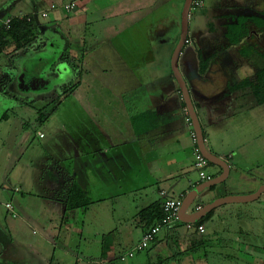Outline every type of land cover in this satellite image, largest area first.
<instances>
[{
  "label": "crops",
  "instance_id": "0c3cea01",
  "mask_svg": "<svg viewBox=\"0 0 264 264\" xmlns=\"http://www.w3.org/2000/svg\"><path fill=\"white\" fill-rule=\"evenodd\" d=\"M38 4L46 8L48 3L42 0ZM184 4L185 0H113L110 5L88 4L95 13L102 12L100 35L93 33L89 43L86 42L88 36L82 35L78 40L91 46L77 55L70 52V45L66 47L70 52L69 58L66 48L59 54L74 63L77 60L78 65L84 68L91 59V51L100 49L101 87L111 97L103 99L101 104L87 102L84 105L90 110L84 116L78 108L77 113L72 114L74 120L65 121L48 135L36 133L43 143V151L36 158L34 182L22 183V187L15 189L22 199L14 196L13 203H6L12 207V210L5 207L10 218H21L23 223L6 222L0 231L3 244L0 245V264H78L73 252L79 253V246L76 252L62 235L75 233V229L65 221L69 216L76 219L79 211H83L86 224L83 230H87L82 234L101 237L102 256L105 257L102 263L111 264L113 259L108 256L127 241V238L113 239L111 230H118L122 237H129L136 226L142 230V239L143 225L139 222L131 225L128 221L135 217L139 220L142 210L162 203L163 192L172 199L186 197L200 181L194 167L195 132L171 67L180 41ZM85 8L83 10L88 14ZM79 10L78 6L74 12ZM255 12L261 14L255 15ZM17 15L1 18L0 24ZM82 17L72 18L73 21L68 23L69 35L81 33L77 26L88 25L89 21L82 20ZM89 17L90 14L87 19ZM252 17H261V23L246 22L241 40L233 41L236 37L231 36L230 30L236 33L239 20ZM38 22L40 30L46 28ZM60 28L53 27L54 31L61 32ZM58 31L55 35L59 34ZM263 37L264 0H206L205 7L189 17L190 43L182 50L179 68L189 88L207 149L225 160L231 168L226 186L209 203L228 196L251 195L264 186V164L245 157L244 160L252 164L241 166L244 161L234 159L231 152L235 145L231 142L233 133L227 129L228 123L240 116L253 118L262 113L264 104L257 101L252 85L236 86L246 81L255 84L258 73L264 69ZM67 43L71 44L70 41ZM201 60L207 64L204 71L201 70ZM5 70L0 66V73ZM71 75H74L71 81L75 83L79 70L71 72ZM79 81V87L71 96L80 90L83 76ZM22 90L28 89L23 86ZM56 104L54 114L62 102ZM100 107L101 110H93ZM187 120L191 125L186 123ZM257 124L259 127L258 121ZM207 130L215 131L218 138L222 136L223 150L216 146L214 150ZM39 134L45 137L41 139ZM254 170L260 172L259 178L251 177ZM209 174L218 177L222 170L217 167V173ZM238 176L244 178L241 180L246 183L244 186L239 185ZM230 180L232 185L228 184ZM73 185L86 191L92 201L85 210L70 211L67 208ZM24 190L28 194L26 197ZM215 190L217 187L212 191ZM114 200L118 201V208L111 210L105 206L106 202ZM251 203L224 205L216 209L208 221L221 220V225L213 224L215 235H218L216 230H223L228 232V239L229 234H233L231 237L240 240L231 244L234 247L231 251L238 252L242 245L254 247L247 236L254 234L259 227L258 222L262 223L264 210L254 215L249 206ZM203 205L197 204L194 211L191 207L189 212L194 213L198 206ZM109 211H112V219L116 217L117 220L107 225L105 234L97 233L92 225H88L93 219H104ZM13 213L17 216L14 217ZM52 219L59 222L54 224ZM203 227L206 235V223ZM175 228L162 230L153 245H163L161 235L164 234L165 239L170 238ZM193 233L203 234L193 231L191 235ZM27 235L31 236L30 241L26 239ZM86 242L93 245L94 239Z\"/></svg>",
  "mask_w": 264,
  "mask_h": 264
},
{
  "label": "rangeland",
  "instance_id": "374dc122",
  "mask_svg": "<svg viewBox=\"0 0 264 264\" xmlns=\"http://www.w3.org/2000/svg\"><path fill=\"white\" fill-rule=\"evenodd\" d=\"M42 0H0V19L6 18L12 15H28L35 14L37 15L38 20L46 26L47 32L54 31V26H61V32L56 33L53 37V45L50 49L40 50L38 46H35L29 51H20L18 53L11 54L9 56L3 55L0 59V66L6 68L5 72L10 73L11 70L17 75V78H22L24 75H30L35 78L47 77L54 75L55 84H59L60 81L73 83L71 81L74 75H71V72L78 71L79 75L76 77L75 83L79 82L80 78L83 76L82 86L78 92L68 97L67 99L58 101L62 104L57 109L54 114V104L47 102V100L39 99H30L26 98V101L21 100L20 102L16 100H11L8 98L3 99V95L0 94V231L6 226V222L14 221L15 223H23L21 218L12 219L10 215L7 214L5 205L8 202H12V197L21 198V194H16L15 189L17 187H22V183H32L34 182L35 174L33 173L36 158L43 151V143L41 140L36 137V133L44 132L47 135L55 129H59L61 125L70 119H73V113H77L79 108L81 115L84 116L86 112L90 109L86 108L84 104L89 102L90 104L100 103L103 99L110 98V93L103 91L101 87V50L97 49L91 51L89 63L87 67H80L78 61L75 60L73 64L74 67L67 65L65 70H59V63L49 64L55 62L56 55L70 45V52L74 55L82 52L87 49L86 47L91 46V44H83L85 41L78 40L81 39L82 35H87L86 42L89 43L90 36L93 33L100 35L101 23H102V12L97 11L95 13L94 8L90 5L93 3L102 6L103 4H111L113 0H76V4L79 6L80 10L77 12L70 13L65 12L62 8H59L55 11L48 10L51 3L60 2L59 0H44L47 2L46 8H43V5L38 4ZM93 1H96L93 2ZM206 5V3H205ZM89 6V8H85ZM43 8V9H42ZM86 9L90 17L87 19V13L83 9ZM47 11L49 13L48 18H42V11ZM21 13V14H19ZM92 14V15H91ZM261 12H255V15H260ZM17 15V16H18ZM72 16V17H71ZM82 17V20H88L89 23L86 26L82 24L77 26L80 29L81 33H76L69 35L68 23L72 22V18ZM253 26V25H252ZM48 27V28H47ZM87 30H85L86 28ZM50 28V29H49ZM44 29V28H43ZM55 31V32H56ZM264 38V37H263ZM56 39V40H55ZM55 40V41H54ZM100 40V38L98 39ZM46 41L44 39L42 42ZM70 41L71 44L67 42ZM97 41L95 46H97ZM67 44V45H66ZM67 57L69 50L66 48ZM72 50V51H71ZM256 51L260 54V49L257 48ZM264 54V48L262 49ZM69 58V57H68ZM78 58V56H77ZM76 65V66H75ZM53 67V69H51ZM78 67V69H77ZM172 67V65H171ZM4 72V71H2ZM58 76V77H57ZM0 85H5L4 80L0 75ZM70 86H65L64 88H69ZM9 91V90H8ZM11 94V92H9ZM19 94L18 91L14 92V95ZM61 95V94H60ZM46 98L49 97L45 96ZM88 103V104H89ZM94 111L101 110L100 108H94ZM187 111V110H186ZM188 115V112H186ZM8 114V119L2 121V117ZM188 117V116H187ZM48 119L46 123L42 124L40 120ZM187 119V118H186ZM259 122V127L257 124ZM187 124L191 123L187 120ZM228 130L232 132L233 139L231 142H234L233 156L234 159L243 162L241 166L246 164L249 167L252 162H260L264 164V107L260 116H254L251 118L249 116H240L235 119L234 122L228 123ZM192 131V130H191ZM229 136V134H227ZM207 137L209 138L214 150L219 148L223 150V142L221 137H217L215 131L207 130ZM262 152V154H260ZM247 158L248 162L244 160ZM250 157V159H249ZM237 164V161H235ZM240 165V163H239ZM245 166V165H244ZM207 172L211 174L217 173V167L210 166L207 169ZM262 174H264V165L262 168ZM198 178L200 180L199 172L196 170ZM251 177L259 178V173L257 170L253 171ZM264 177V175H263ZM244 178L238 176V182L240 186H244L246 183L242 181ZM232 180L228 184L232 185ZM253 184V183H252ZM225 183H222L217 186V190L201 194V196L196 200L195 204L192 206L191 210L194 211L195 205L197 204H208L213 196L219 193ZM9 188V189H7ZM25 197L28 195L24 190ZM118 201H108L105 206H109L112 210L113 208H118L119 205H116ZM126 204V202H125ZM264 195L257 201L252 202L249 206L252 209L254 215H258L264 210ZM112 211H109V214L106 215L104 219L96 218L91 220L88 225L92 227L97 233L105 234L107 225H112L115 220L112 219ZM83 211H79L76 219H71L69 216L65 223H68L70 228L75 229V233H63L65 239L69 240L71 248L76 252L77 249L79 253H75L78 260V264H105L102 263L105 257L102 256V244L101 237L97 238L96 236L90 237L83 235L85 219H83ZM109 218V219H107ZM52 222L55 224L59 221L52 219ZM116 222V221H115ZM140 223L136 217L128 221L129 224L135 225ZM225 222V221H222ZM258 222V221H257ZM213 224L221 225V220L216 218L214 222L210 221L206 223L207 234H195L191 235V230H188L184 223H178L173 231H171V237L165 239L164 234L161 235V241L163 245L154 246L153 244L145 250L137 251L134 258H129L128 254L136 249L138 244L141 241V228L134 226L132 230L134 233L129 237H122L120 231H110L113 239L127 238V241L118 246L113 253L108 257L112 258L113 262L111 264H264V219L262 223L258 222V228H254V234L252 236H247L248 241H252L254 247L247 246L246 248L242 246L241 250L238 252L231 251L233 249V242L240 241L237 237H231L233 234H229L230 238L228 239V232L216 230L218 235H215L213 230ZM92 225V226H91ZM25 229H28L24 224ZM35 227V226H33ZM220 227V226H219ZM36 228V227H35ZM39 230L38 228H36ZM93 230V231H94ZM65 231V230H63ZM222 232V233H221ZM221 233V235H219ZM2 233H0L1 236ZM66 235V237H65ZM73 235V236H72ZM93 238V245H89L86 242L87 239ZM246 238V237H245ZM27 240H31V236L27 235ZM96 239L100 240L97 242ZM243 240V239H242ZM2 238H0V245ZM25 243L28 241L24 240ZM203 243V244H202ZM162 244V242H161ZM79 246V247H78ZM78 247V248H77ZM77 248V249H76ZM125 258V260H123ZM76 262V261H75ZM111 262V260H110ZM107 264V263H106Z\"/></svg>",
  "mask_w": 264,
  "mask_h": 264
},
{
  "label": "trees",
  "instance_id": "16d2710c",
  "mask_svg": "<svg viewBox=\"0 0 264 264\" xmlns=\"http://www.w3.org/2000/svg\"><path fill=\"white\" fill-rule=\"evenodd\" d=\"M201 11V10H200ZM73 12V11H72ZM70 12V13H72ZM30 19V21H28ZM10 20L9 24H0V59L3 55L9 56L11 54H16L20 51H27L33 46L38 39V35L40 32V24L37 20V16L35 14H28L27 18H21V15L13 16L8 18ZM261 17H252V18H242L239 20L237 32L235 33L233 29L230 30L231 36L236 37L233 39L235 42H239L243 37V33H245L244 28L246 22L250 21L252 23L259 24L261 23ZM73 61V60H72ZM201 62V70L204 71L207 68L206 61ZM65 70V69H63ZM80 85V81L76 83L69 84L70 86L61 97L66 98L71 96L74 90L78 88ZM252 87L254 94L257 97V101L260 104H264V69L260 71L257 75V79L255 84H251L249 81L242 83V85L236 86V88L249 86ZM61 101V98H58L56 103ZM58 105V103L56 104ZM8 119V114H5L2 117V121ZM47 119L40 120L41 123L46 121ZM209 166H212L211 164ZM216 178V177H215ZM92 204L91 199L89 198L86 191H84L80 186L73 185L68 202L67 208L70 211L76 210H85L88 206ZM214 211L206 215L202 220L195 223L197 227L203 226L213 217ZM164 217V211L162 207V203L160 204H153L148 208L142 210L139 213V220L141 225H143L144 231L146 232L151 227L155 226L156 224L160 223L162 218ZM157 240V238H156ZM155 243V242H154ZM153 243V244H154ZM203 244V243H202Z\"/></svg>",
  "mask_w": 264,
  "mask_h": 264
},
{
  "label": "water",
  "instance_id": "95a60500",
  "mask_svg": "<svg viewBox=\"0 0 264 264\" xmlns=\"http://www.w3.org/2000/svg\"><path fill=\"white\" fill-rule=\"evenodd\" d=\"M191 3L192 0H185L183 12H182V30H181L180 41L174 51L171 62L172 71L181 90L183 100L185 102L186 109L197 138L198 146L202 154L210 164L219 167L222 170V174L220 176L214 178L209 182L197 186L186 196L180 212V221L182 223L195 224L200 220H202L209 213L215 211L216 209L224 205L235 204V203H250L258 200L259 197L262 194H264V186L260 187V189L254 194L247 196H228V197L220 198L213 201L212 203L203 205V207L198 212H194V213L189 212L190 208L195 204L196 200L201 196V194L206 193V191L211 192L218 185L225 183L229 178L230 170H231L229 164L225 160L212 154L207 149L203 129L199 117L197 115L195 106L193 104L189 88L179 68V59L182 50L186 45V41L188 40ZM21 80L25 89L28 90H39L50 85V82L47 79L35 78L30 75H24L21 78Z\"/></svg>",
  "mask_w": 264,
  "mask_h": 264
},
{
  "label": "built area",
  "instance_id": "2783aa9c",
  "mask_svg": "<svg viewBox=\"0 0 264 264\" xmlns=\"http://www.w3.org/2000/svg\"><path fill=\"white\" fill-rule=\"evenodd\" d=\"M206 0H192L191 7H190V15L194 12L200 11L205 7ZM76 2H71V3H63V4H58V3H51L48 10L55 11L59 8H62L65 12H72L77 8ZM42 18H48L49 13L45 10L42 11ZM21 18H27V15H21ZM30 21V19L28 20ZM10 20H6L5 24H9ZM190 41H186V45L189 44ZM39 137L42 139L45 137L44 134H39ZM193 139H194V167L195 169L199 172L200 176V181L195 185L194 188L197 186L209 182L213 180L215 177L210 175L207 172V168L209 167L210 163L207 161V159L204 157L202 154L196 135L193 133ZM163 201H162V207L164 211V217L160 221V223L156 224L155 226L151 227L149 230L144 232L143 237L139 243V245L136 247V249L132 250L129 254V258H133L136 254L137 251L145 250L148 247H150L155 241L158 236V234L164 230V229H172L178 225V223H181L180 221V212L181 208L183 206V202L186 197H181L178 199H172L169 198L164 192L162 193ZM6 207L9 210H12V207L10 204L6 205ZM202 206H198L196 208L195 212H198ZM13 216L16 217L17 214L13 213ZM186 228L191 231H197L199 233L204 232V227L199 226L197 227L194 223H184ZM125 260V258L123 259Z\"/></svg>",
  "mask_w": 264,
  "mask_h": 264
},
{
  "label": "flooded vegetation",
  "instance_id": "af4514ba",
  "mask_svg": "<svg viewBox=\"0 0 264 264\" xmlns=\"http://www.w3.org/2000/svg\"><path fill=\"white\" fill-rule=\"evenodd\" d=\"M55 36V31H50L47 32V29H43L40 30L39 35H38V39L37 42L33 45V49L35 48V46H38V48L40 50H47L50 49L53 45V37ZM44 39H46V41L42 42ZM59 63V70L61 71L62 69H66L67 65H70L72 67L74 64V61H72L71 59H68L65 56L62 55H56L55 57V62L49 64L50 66H52V64H56ZM51 69H53V67H51ZM2 79L4 80V84L5 85H0V94L3 95V99L8 98L11 100H16L18 102H20L21 100L26 101V103H28L26 98H30L33 100H47V102L49 103H53L55 104L57 99L61 97V95L64 94V91H66V89L64 88L65 86H68L69 81L64 82V81H60L59 84H55V80H54V75L52 76H47V77H42L40 76L39 78H45L50 82V85L46 86L45 88L39 89V90H27V91H23V84H22V80L20 77L17 78V75L11 70L10 73H6L5 71L0 73ZM58 77V76H57ZM0 82H2L0 80ZM9 90V91H8ZM18 91L19 94L14 95V92ZM11 92V94L9 93ZM47 94L49 95V97H45L47 96ZM61 94V95H60Z\"/></svg>",
  "mask_w": 264,
  "mask_h": 264
}]
</instances>
